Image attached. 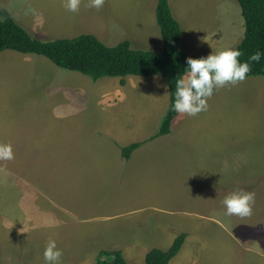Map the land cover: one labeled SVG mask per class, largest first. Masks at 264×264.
<instances>
[{
	"label": "rangeland",
	"instance_id": "1",
	"mask_svg": "<svg viewBox=\"0 0 264 264\" xmlns=\"http://www.w3.org/2000/svg\"><path fill=\"white\" fill-rule=\"evenodd\" d=\"M156 1L105 0L97 10L87 7L88 0H81L78 13L67 11L65 0H7V7L16 11L18 18H25L27 24H20L21 27L39 41L89 34L107 46L128 41L133 49L158 53L162 41L155 20ZM168 3L180 25L179 48L185 54L206 57L212 52L236 48L242 41L243 19L236 0ZM26 26L44 31L36 35ZM14 53L4 51L0 58L10 59L9 54ZM30 56L34 58L33 66L46 71L23 78H34L33 83L44 85L32 87L26 100L25 87L12 95L5 93L8 100L28 104L31 99L37 100L38 94L44 99L51 89L55 90L51 94L54 100L45 103H50V107L67 103L66 118H76L74 108L84 106V112L95 110V118H146L141 141L158 132L169 103L168 87L161 76L93 81L60 69L43 57ZM12 58L16 60V56ZM20 66L26 69L28 65ZM0 67L6 66L0 63ZM99 83L110 86L106 93L112 94L115 101L122 100L126 86L130 87L127 100L107 108L101 103L102 92L98 90L104 87ZM154 95L165 101L163 104L157 100L160 107L163 104L161 113L154 105ZM22 103L16 105L20 107ZM181 118L174 129L170 127L168 135L141 144V148L152 149L148 156L139 155L126 165V193H122L126 204L116 200L117 183L94 192L88 186V201L84 204L82 197L76 201L75 181L65 179V172L49 168L35 172V181L39 177L45 183L34 188L35 204H29L27 196L23 203L18 199L19 188L11 183L19 179L11 178L7 171L0 175L4 180L0 185V264H45L43 252L50 238L62 250L60 264H96L102 250L123 253L121 249L113 250L121 248L118 237L122 228H126L127 264H132L128 254L135 258L133 264H143L151 249L167 250L181 233H186V238L169 264H264V77H249L234 86L220 88L208 100L206 111L195 117L181 114ZM172 147L179 151L173 154ZM10 165H15L14 161ZM51 165H58L56 157H52ZM173 174L179 182L175 199ZM66 180L70 185H60V181ZM185 180L196 182L202 191V203L195 209L201 216L194 226L188 225L189 218L178 213L194 203L192 197L186 199ZM196 185L190 187L192 192L198 191ZM238 190L255 194L249 217L225 215L224 197ZM92 195L112 198L106 204H98L91 201ZM74 196L75 204L71 206ZM162 198L166 208L175 214L157 210ZM44 208H50L56 219L46 221L50 233L46 222L34 223L27 217L28 209L37 219L46 212ZM108 210L122 215L95 222L94 217L110 215ZM31 221L33 225L29 226L40 229L28 231L25 226ZM97 231L102 233L91 235ZM94 240L106 250L96 247ZM78 253L81 259L77 258Z\"/></svg>",
	"mask_w": 264,
	"mask_h": 264
},
{
	"label": "crops",
	"instance_id": "2",
	"mask_svg": "<svg viewBox=\"0 0 264 264\" xmlns=\"http://www.w3.org/2000/svg\"><path fill=\"white\" fill-rule=\"evenodd\" d=\"M5 18H14L13 20L19 26H21L20 24H27L23 16L18 18V13L7 7V0H0V19ZM26 18H29V16H26ZM26 27L36 35H41L44 31L38 29L31 30L29 29L30 26ZM9 55L11 57L10 59L0 58V63H4L6 66L4 68L0 67V142L10 143L12 145L15 158L11 160V162L14 161L16 166L10 165V161H4V164L0 162V175H6L7 171L11 178L19 179L18 181L11 183L19 188L17 194L20 195V197H18L20 202L24 203L25 197L27 196V199H30L29 204H35V197L33 194L34 188L45 184L43 181H40L39 177H36L35 181V172L49 168L51 170H58L61 174L65 172V179L71 178L75 181L76 201L80 197H82L84 204L88 201V186H91L92 191L94 192L95 190H100L104 187H112L110 184L117 183L115 186L117 188L116 200L119 204H126V197H123L122 195V193H126V165L139 155L148 156L152 149L141 148L140 146L131 154L128 160L122 158L121 149L133 143H143L154 140L151 139L154 135H147L148 137L146 136V138L141 141L146 118H95L93 116L95 110L84 112V106H76V108H74L73 116L76 118H66L67 103L59 104L58 107L54 104L50 107V103H45V101L50 102V99H53L51 94L54 93L55 90L52 91L51 89L47 90V97H44V99L40 98L42 94H38L36 97L37 100L31 99L28 101V104L8 100L5 93L12 95L24 87L26 91V100L31 96L29 92L32 87H38L44 84L39 82L33 83L36 81L34 78L24 79L23 76L36 74L42 75L46 71L43 67L33 66L34 58L30 55L16 54V52ZM13 56H16V60L12 58ZM18 58L19 60H17ZM19 62L20 65L23 63L28 65L27 68L22 69L18 64ZM38 78L39 80H43L42 77L38 76ZM99 85L104 87V89H100L98 92H102L101 103L106 104L107 108H113L116 103H121L124 100H127V91L131 89L126 86V95L124 98L122 100L120 99V101H115L112 94L108 95L106 93V91L110 89V86L100 83ZM157 100L163 101L154 95V105L161 113L163 112V104H165V101H163V104L160 107ZM18 103H22V106L19 107L16 105ZM182 119L181 114L178 113L177 118L174 119L171 125L172 129H174ZM171 151L173 154H176L179 150L172 147ZM52 157L57 158L58 165L56 167H52L51 165ZM175 176L176 174H173L171 180L173 187L172 199H175L176 188L179 186V182ZM3 183L4 180L0 177V185ZM68 184L70 185L67 180L65 183L60 181V185L68 186ZM183 185L188 192L186 199L188 200L192 197L194 203L191 206H187V208L179 209L178 213L183 217L189 218L188 225L194 226L201 216V214L198 211H195V209L202 203V191L198 189L200 186H197L196 182L185 180ZM193 185H196L198 191H191L190 187ZM159 186L163 187L161 182ZM111 198L112 197L101 198L95 195L90 197L92 202L98 204H106ZM29 204L26 205L27 208ZM74 204L75 196L70 205L74 206ZM157 210L167 214L176 213L175 211H169L166 208L163 198L161 199L160 207ZM43 211L46 212H44L43 215L38 216L36 219L35 214L30 213V210L28 209L27 217L31 218L34 223H44L49 219L51 220V218L56 221L50 208H44ZM108 212L111 213L108 216L94 217L97 218L95 219V222L115 219L122 215L117 214L115 210H108ZM32 221L31 223H28L25 228L28 231L30 229L35 230L36 228L39 230L40 227L29 226L33 225ZM45 224L48 225L47 230L49 229L50 233L51 227L48 222ZM42 226L44 227V232L45 225ZM101 233L102 232L97 231L91 235H98ZM118 240L121 248H115L113 250L121 249V251H123L122 255L126 260V253L129 251L126 252V228H122ZM95 243L96 247L106 250L101 243L97 241H95ZM128 257L131 258L130 261L133 264L135 258H133L131 254H128ZM77 258L81 259V253L77 254ZM83 263L89 264L87 261H83ZM143 264H146L145 260Z\"/></svg>",
	"mask_w": 264,
	"mask_h": 264
},
{
	"label": "trees",
	"instance_id": "3",
	"mask_svg": "<svg viewBox=\"0 0 264 264\" xmlns=\"http://www.w3.org/2000/svg\"><path fill=\"white\" fill-rule=\"evenodd\" d=\"M243 19L244 33L236 47L242 53L241 61H247L260 50L261 60L253 63L249 77H264V0H236ZM155 20L159 27L162 50L158 53L133 49L128 41L107 46L93 35H80L69 39L39 41L33 38L12 18L0 19V53L13 51L30 54L49 60L56 67L79 73L98 81L103 78L161 76L166 82L168 93H174L175 80L184 73L186 59L200 58L199 54L187 55L179 48L181 28L173 17L168 0H157ZM171 108V99L155 139L170 133L177 117ZM142 143H133L121 149V156L128 160ZM264 231V218L262 223ZM185 234L179 235L169 247L162 251L153 249L145 257L146 264H169L180 251ZM97 264H127L120 251H102Z\"/></svg>",
	"mask_w": 264,
	"mask_h": 264
},
{
	"label": "clouds",
	"instance_id": "4",
	"mask_svg": "<svg viewBox=\"0 0 264 264\" xmlns=\"http://www.w3.org/2000/svg\"><path fill=\"white\" fill-rule=\"evenodd\" d=\"M105 0H88L87 7L101 9ZM81 0H65L64 6L71 13H78ZM261 51L257 50L241 61L242 53L237 48H228L206 57L187 58L184 73L175 80L174 93H167L171 99L173 111L189 117H195L208 109V100L214 92L228 85L243 82L252 64L259 63ZM15 158L12 145L0 142V161ZM255 194L238 190L226 195L222 201L226 216L240 218L252 215ZM62 250L54 239H49L43 252L45 264H60Z\"/></svg>",
	"mask_w": 264,
	"mask_h": 264
}]
</instances>
